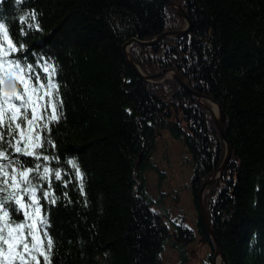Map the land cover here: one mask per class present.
Here are the masks:
<instances>
[{"label": "trees", "instance_id": "obj_1", "mask_svg": "<svg viewBox=\"0 0 264 264\" xmlns=\"http://www.w3.org/2000/svg\"><path fill=\"white\" fill-rule=\"evenodd\" d=\"M173 1L193 19L192 31L154 47L134 43L130 53L145 75L175 69L221 105L232 155L205 190V206L221 264H264V0ZM32 13L35 20L21 21ZM0 23L17 49L23 45L13 58L32 65L42 80L46 64L57 70L62 117L41 131L51 143L38 150L40 159L8 147L18 137L0 128L12 167L19 161L24 168L40 164L41 173L45 166L52 170L49 180L33 181L53 239L51 264H162L168 245L178 251L177 264H187L204 246L209 251L201 264H213L216 246L198 194L226 156L214 114L208 101L176 79H142L124 50L131 38L150 41L187 22L166 0H0ZM165 130L193 165V225L186 215L169 225L146 187L151 155ZM73 159L85 176L83 194L67 163ZM47 191L57 197L55 204L43 198ZM17 217L24 219L20 212Z\"/></svg>", "mask_w": 264, "mask_h": 264}, {"label": "snow or ice", "instance_id": "obj_2", "mask_svg": "<svg viewBox=\"0 0 264 264\" xmlns=\"http://www.w3.org/2000/svg\"><path fill=\"white\" fill-rule=\"evenodd\" d=\"M29 19L35 20L36 14L21 17L22 22ZM35 27L38 29L39 25ZM18 50L22 51L23 45L17 49L8 27L0 23V128H6L18 137L15 143L8 142V147L39 160L38 150L51 143L50 139H42L41 131H48L49 125L59 122L62 117L63 102L58 99L60 86L55 81L57 70L51 63L46 64L42 69L45 73L42 80L32 65L21 62L18 57L13 58L12 54ZM4 135L0 133V141ZM4 147L5 144L0 143V161H9L8 164L0 163V193H8L0 196V264H40V257L44 264H51L53 239L48 231V218L41 212L39 187L33 181L49 180L52 170L45 166L41 173L40 164L35 168H24L19 161L12 167ZM67 163L74 170L83 194L84 173L76 160ZM54 177L61 180V172L55 171ZM42 196L49 203H56L57 197L51 191L42 192ZM17 212L22 213V222L18 217L14 218Z\"/></svg>", "mask_w": 264, "mask_h": 264}, {"label": "rangeland", "instance_id": "obj_3", "mask_svg": "<svg viewBox=\"0 0 264 264\" xmlns=\"http://www.w3.org/2000/svg\"><path fill=\"white\" fill-rule=\"evenodd\" d=\"M189 154L179 140L165 130L159 140L156 150L151 155V167L146 171V187L151 197L160 204L157 207L167 212V223L173 226L170 219L186 215L193 225L197 218L190 183L193 176V165L187 160ZM179 196V203H175ZM205 198V197H204ZM160 200V201H159ZM204 246L187 264H201V258L208 252ZM219 259V261H218ZM179 254L177 249L168 245L162 253V264H177ZM221 259L217 258V264Z\"/></svg>", "mask_w": 264, "mask_h": 264}, {"label": "water", "instance_id": "obj_4", "mask_svg": "<svg viewBox=\"0 0 264 264\" xmlns=\"http://www.w3.org/2000/svg\"><path fill=\"white\" fill-rule=\"evenodd\" d=\"M166 2H167V5L169 6V8L171 10H173L177 15H179L181 18H183L187 22L186 27L184 29H181V30L165 31L150 41H141L137 38H131L124 45V50H125L129 64L133 66L136 73L145 81L152 82V81H154V79H157L161 76H164V77H163V79L160 80V82H165L168 79H176L185 88V90L190 95H192L193 97H196L200 101L206 100L209 102V105H210L211 110L214 114L216 123L218 125L219 131L221 133L222 139L224 140V142L226 144V156H225L224 162L220 166L219 170L216 173H214L209 179H207L204 182L203 186L201 187L199 194H198V205H199L201 214L204 218L208 232H209L210 236L212 237L213 242L215 243V246H216V253L213 256V264H217V258L221 259V250H220V246H219L217 237H216V235L213 231V228L211 226V222H210L208 212H207V209L205 206L204 193H205V190L211 184H213L215 181L220 179V177L222 176L224 169L226 168V165H227V163H228V161L232 155V145H231L230 141L227 139L225 129H224L221 105L218 102H216L214 99H212L211 97L200 94L197 91H195L194 89H192L190 87V85L187 83L184 76L182 74H180L175 69H165L162 72H159V73L152 75V76L145 75L144 72L142 71V69L140 68V66L136 63V61L133 59V57L130 53V47L134 43L135 44H141L144 46L154 47V46H157L162 39H165V38H167V39L181 38V37L187 35L189 32L192 31L194 22H193V19L191 18V16L186 12V10L182 6H180L179 4L174 2L173 0H166ZM214 106H217V108H218L217 112L215 111ZM220 264H221V262H220Z\"/></svg>", "mask_w": 264, "mask_h": 264}, {"label": "bare ground", "instance_id": "obj_5", "mask_svg": "<svg viewBox=\"0 0 264 264\" xmlns=\"http://www.w3.org/2000/svg\"><path fill=\"white\" fill-rule=\"evenodd\" d=\"M214 109H215V111H216V112L218 111V108H217V106H214ZM218 261H219V259H218Z\"/></svg>", "mask_w": 264, "mask_h": 264}]
</instances>
